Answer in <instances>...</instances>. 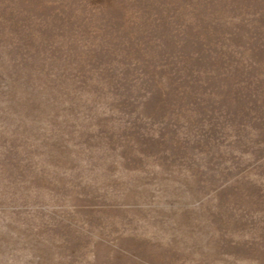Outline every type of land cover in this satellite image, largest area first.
I'll list each match as a JSON object with an SVG mask.
<instances>
[{"label":"rangeland","instance_id":"374dc122","mask_svg":"<svg viewBox=\"0 0 264 264\" xmlns=\"http://www.w3.org/2000/svg\"><path fill=\"white\" fill-rule=\"evenodd\" d=\"M0 264H264V0H0Z\"/></svg>","mask_w":264,"mask_h":264}]
</instances>
